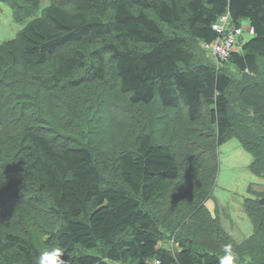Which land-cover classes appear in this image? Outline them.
<instances>
[{"label": "trees", "instance_id": "obj_1", "mask_svg": "<svg viewBox=\"0 0 264 264\" xmlns=\"http://www.w3.org/2000/svg\"><path fill=\"white\" fill-rule=\"evenodd\" d=\"M0 2L24 24L0 44V130L16 127L8 136L11 165L0 166V199L36 213L45 208L57 219L35 245L9 230V215L0 213V264H39L56 248V264H221L229 244L232 264H264L262 198L245 199L255 233L241 245L205 208L217 149L231 138L251 154L250 170L264 183V0H51L38 17L40 0ZM226 13L235 27L248 22L252 36L214 65L203 45L217 39L212 26ZM22 86L37 87L39 101L61 98L55 108L66 111L72 93L106 88L131 106L182 109L187 125L169 130L166 145L135 133L117 154L116 184L89 148L55 138L46 126L50 114L38 117ZM14 111L29 116L15 118Z\"/></svg>", "mask_w": 264, "mask_h": 264}, {"label": "rangeland", "instance_id": "obj_2", "mask_svg": "<svg viewBox=\"0 0 264 264\" xmlns=\"http://www.w3.org/2000/svg\"><path fill=\"white\" fill-rule=\"evenodd\" d=\"M50 2L51 0H40L35 17L40 16L42 9ZM23 27L24 24L15 21L9 4L0 2V44L15 38ZM241 27L248 28V22L242 21ZM250 38L251 34L243 31L240 41L245 42ZM208 58L209 62L215 65V61L209 54ZM263 65L264 60L261 59L260 66ZM231 72L237 76L235 70H231ZM28 88L22 86L20 93L24 92L32 97L33 109L38 117L48 119V114H50L46 126L51 129L55 138L66 140L69 144L71 142L72 146L89 148L100 172L108 181L116 184H121L118 177L117 154L128 149L134 141L135 133L140 131L149 133L155 143L166 145L168 139L173 136L172 131L169 130L176 129L178 132L179 130L183 132L186 129L184 126L187 125V119L182 109L167 111L161 109L156 102L150 106H131L127 102V98L119 95L116 91L102 87L100 89L92 86L89 89L85 88L77 93H72L68 98L73 99L74 102L66 100L65 103L69 112L64 107L60 110L55 108L62 101L61 98L46 94L47 97L43 101H39L37 99L41 93L39 89L37 87ZM69 105L76 107L75 114L68 109ZM44 110L46 111L42 112ZM22 114L26 117L29 116L27 111L23 113L14 111L12 116L21 119L23 118ZM15 129L14 125L0 130V166L11 165L9 157L12 155L14 143L8 140V136ZM13 134L15 133L10 136ZM217 153V177L212 196L206 201L205 208L210 217L217 220L218 226L222 228L220 229L228 234L235 244L241 245L253 232L255 233L252 223L245 213V199L263 198L264 183L260 176L251 172L250 164L253 158L243 149L236 138H231L220 145ZM183 188L187 189L188 187L184 186ZM188 192L183 194L190 195L191 191ZM175 195L176 189L174 188L172 194L168 196ZM24 205L27 204L18 205L10 198L3 197L0 199V213L5 216L9 215V217H5L9 224V230L15 228L16 232L25 236L26 241L36 245V242H41L52 234L57 226V219L45 208L38 206L39 213H36ZM167 206L169 207V205ZM183 224L182 222L180 225ZM212 239L215 240V237ZM195 241H199L204 247L209 244L207 238L198 237ZM216 241L213 243L214 246L218 244ZM251 258L244 256L243 260L248 263Z\"/></svg>", "mask_w": 264, "mask_h": 264}, {"label": "built area", "instance_id": "obj_3", "mask_svg": "<svg viewBox=\"0 0 264 264\" xmlns=\"http://www.w3.org/2000/svg\"><path fill=\"white\" fill-rule=\"evenodd\" d=\"M212 29L218 37L211 44H205L204 48L211 53L217 65H221L228 60L231 54L241 52L239 40L242 37V32L246 30L242 27H235L230 22L228 13L218 18ZM248 31L252 34L250 28ZM153 264H161V262L156 260Z\"/></svg>", "mask_w": 264, "mask_h": 264}, {"label": "clouds", "instance_id": "obj_4", "mask_svg": "<svg viewBox=\"0 0 264 264\" xmlns=\"http://www.w3.org/2000/svg\"><path fill=\"white\" fill-rule=\"evenodd\" d=\"M241 27V26H240ZM225 258L221 260V264H232L234 254L232 252V246L226 245L224 247ZM61 255V250L59 248L53 249L51 251H45L41 254L39 258V264H56V259Z\"/></svg>", "mask_w": 264, "mask_h": 264}, {"label": "crops", "instance_id": "obj_5", "mask_svg": "<svg viewBox=\"0 0 264 264\" xmlns=\"http://www.w3.org/2000/svg\"><path fill=\"white\" fill-rule=\"evenodd\" d=\"M248 25H249V24H248ZM242 28H243V27H242ZM249 28H250V27H248V28L245 29V30H246L245 32H247L248 34H250L249 31H248ZM251 36H252V34H251ZM241 38H242V37H241ZM241 38H240V40H241ZM240 40H239V41H240ZM240 42H242V41H240ZM204 45H205V44H204ZM204 45H203V48H204ZM204 49H205V48H204ZM205 50H206V49H205ZM206 52H207V53L213 58V60H214V57L211 55V53H210L209 51H207V50H206ZM214 61H215V60H214ZM220 228H221V227H220ZM221 229H222V228H221Z\"/></svg>", "mask_w": 264, "mask_h": 264}, {"label": "water", "instance_id": "obj_6", "mask_svg": "<svg viewBox=\"0 0 264 264\" xmlns=\"http://www.w3.org/2000/svg\"><path fill=\"white\" fill-rule=\"evenodd\" d=\"M259 203L264 206V198H262L261 200H259Z\"/></svg>", "mask_w": 264, "mask_h": 264}]
</instances>
